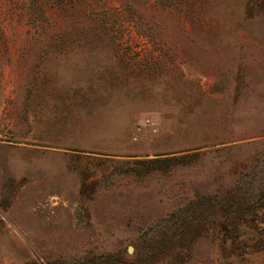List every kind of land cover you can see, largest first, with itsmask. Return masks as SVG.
I'll return each mask as SVG.
<instances>
[{
  "label": "rangeland",
  "instance_id": "1",
  "mask_svg": "<svg viewBox=\"0 0 264 264\" xmlns=\"http://www.w3.org/2000/svg\"><path fill=\"white\" fill-rule=\"evenodd\" d=\"M0 264H264V0H0Z\"/></svg>",
  "mask_w": 264,
  "mask_h": 264
},
{
  "label": "water",
  "instance_id": "2",
  "mask_svg": "<svg viewBox=\"0 0 264 264\" xmlns=\"http://www.w3.org/2000/svg\"><path fill=\"white\" fill-rule=\"evenodd\" d=\"M127 252H128V254H131V249H130V248H128Z\"/></svg>",
  "mask_w": 264,
  "mask_h": 264
}]
</instances>
